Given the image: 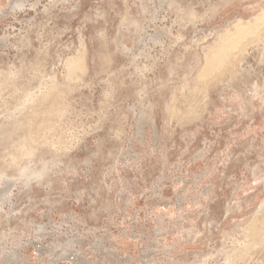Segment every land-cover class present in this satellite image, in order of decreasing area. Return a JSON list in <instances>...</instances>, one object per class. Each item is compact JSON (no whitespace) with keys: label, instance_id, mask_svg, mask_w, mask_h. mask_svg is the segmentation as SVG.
I'll return each instance as SVG.
<instances>
[{"label":"rangeland","instance_id":"obj_1","mask_svg":"<svg viewBox=\"0 0 264 264\" xmlns=\"http://www.w3.org/2000/svg\"><path fill=\"white\" fill-rule=\"evenodd\" d=\"M262 7L0 0V264H264Z\"/></svg>","mask_w":264,"mask_h":264},{"label":"bare ground","instance_id":"obj_2","mask_svg":"<svg viewBox=\"0 0 264 264\" xmlns=\"http://www.w3.org/2000/svg\"><path fill=\"white\" fill-rule=\"evenodd\" d=\"M260 29H264V7H262L259 12L254 16V18L252 20L249 21H243V20H238L233 24V31L232 33H228L225 36L221 37V41H225L227 39H231L233 37H241L243 35L249 34V33H255L257 30ZM222 43V42H221ZM219 43L218 46L215 49H211L208 50L206 53V63L207 65H209L212 69L217 68L219 66H217L218 62H217V58H218V52L222 49L223 46H221L222 44ZM219 48V50H218ZM232 64L231 62L227 63ZM74 64L69 63L68 67H72ZM227 65V66H228ZM50 91V90H49ZM48 91V92H49ZM52 93V91H51ZM28 95V94H27ZM26 95V96H27ZM29 104V103H26ZM40 108V107H39ZM24 117V116H23ZM23 117H21L23 119ZM27 117V116H26ZM32 117V116H30ZM20 118V119H21ZM30 121H32V118ZM27 119V120H29ZM17 120V119H16ZM26 120V121H27ZM29 121V122H30ZM35 121V120H34ZM33 121V122H34ZM21 122V121H20ZM39 122V121H38ZM26 123V122H25ZM27 124V123H26ZM33 124V123H32ZM33 127V126H32ZM44 128V127H43ZM38 131V130H37ZM24 171V169H23ZM261 210H264V204H262L261 206H259V208L257 209L256 213H259ZM263 236H261V238H263Z\"/></svg>","mask_w":264,"mask_h":264}]
</instances>
